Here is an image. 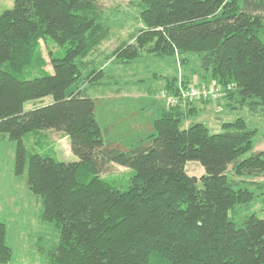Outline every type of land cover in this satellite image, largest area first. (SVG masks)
Returning a JSON list of instances; mask_svg holds the SVG:
<instances>
[{
    "label": "trees",
    "instance_id": "obj_1",
    "mask_svg": "<svg viewBox=\"0 0 264 264\" xmlns=\"http://www.w3.org/2000/svg\"><path fill=\"white\" fill-rule=\"evenodd\" d=\"M138 7L143 27L135 42H123L106 59L128 69L144 52L180 55L183 66L198 57L201 82L186 76L185 88L220 85L214 106L223 99L221 108L264 115V40L258 35L264 0H139ZM109 32L97 0H15L0 15V137L16 142L15 174H27L44 219L58 227L48 264H264V216L239 214L264 193V184L251 180L264 176V150H255L258 129L240 116L222 118L220 130L188 124L195 104L168 108L161 98L165 90L183 89L178 71L155 73L166 80L165 90L151 94L164 108L146 135L129 144L126 127L136 119L134 110L144 116L146 107L128 96L108 100L89 92L108 72L96 66L105 63L99 48ZM42 44L56 45L59 55L49 52L44 62ZM118 76L108 75L94 90L111 81L115 92L132 91ZM127 104L134 107L131 117L123 114ZM45 130L64 133L77 159L30 152L25 135ZM189 161L203 166L200 178L186 172ZM113 164L133 174L128 187L102 177ZM6 234L0 225L2 264L12 256Z\"/></svg>",
    "mask_w": 264,
    "mask_h": 264
},
{
    "label": "rangeland",
    "instance_id": "obj_2",
    "mask_svg": "<svg viewBox=\"0 0 264 264\" xmlns=\"http://www.w3.org/2000/svg\"><path fill=\"white\" fill-rule=\"evenodd\" d=\"M14 3L15 0H0V15L7 9L13 8ZM97 3L99 9L102 11V17L109 25L110 39L104 42L99 48V51L102 53L101 58L105 60V63L99 64L96 66V69L105 67L104 70H106V64H109L111 62L109 60L115 56V49L123 42L134 43L137 37L136 35L143 27V24L140 20L139 0H97ZM258 35L264 40V28L258 32ZM41 50L44 62H50L49 52H53L55 57L59 55V47L53 44L49 46L42 44ZM108 54L111 55V58L106 59V55ZM147 54L144 52L143 58L136 61L137 63L135 65L128 66V69L120 66L121 64L114 60L115 62L113 61L108 65V72H106L105 76L101 75L90 83L89 92L93 95L99 94L105 96L108 100H114V97L119 94L121 96L129 95L140 97L144 95L143 89L149 88L151 85L156 86L158 83L156 88H163L165 90L166 82H162L161 77L156 76L155 73L175 75L177 71L180 85L185 90H187L188 86L186 88L183 86L182 79H185L186 76H190V83L194 80L201 82L198 75L200 70L198 57L191 55L190 64L183 66V60L186 59H183L180 55L174 58H158L153 55L147 56ZM191 68L196 74L193 73V70L191 71ZM47 69L52 70L50 65L47 66ZM104 70H102L103 73ZM32 72L29 69L30 75H32ZM110 74L121 76L124 83H126V75L132 74L133 76L127 78L128 83L133 84L134 82V85H128L132 91H128V95L123 94L122 91L116 93V87H114L111 81H107L105 87L101 86L99 89L94 90V88L104 83L106 81L105 78ZM140 74L142 75L138 80L134 78V76ZM119 76L118 78H120ZM141 79L145 80L139 81ZM138 81L139 83H137ZM109 86H111L110 89L104 90ZM119 86H123L122 82ZM159 86L163 87L159 88ZM45 100L49 102L52 100V97H47ZM222 100L219 102L218 107L215 106V112L219 113L220 116H217L213 112L214 115L207 118L210 128L220 130L222 118L223 120L233 121L238 116L243 117L253 128L256 127L258 129L255 150H264V115L250 112L248 107L236 110H228L227 107L221 108V105H223L221 103ZM206 103L193 102L187 99L183 108L188 109L195 104L199 109L203 110ZM33 105H35V101L28 102L25 109H32ZM38 105H41V103ZM133 108L131 104L123 106L125 112L123 114L131 117ZM134 112L135 114L132 117L140 120V113L137 110H134ZM259 112L264 114L262 110H259ZM131 125L133 126V123ZM23 141L32 153H50L57 159L64 161L77 159L71 151L70 139L62 132L54 130L30 132L25 135ZM16 147L17 144L14 140L8 137H0V225H5L7 231L6 243L12 248V256L6 264H48V253L54 246L58 245L60 233L55 223L44 219L43 203L37 193L29 187L27 174L25 173L22 176L15 174ZM186 172L191 176H197L199 178L205 173L203 166L198 161L187 162ZM102 175L103 178L116 180L121 183L123 188H126L133 174L130 173L129 169L113 164L111 171ZM251 180L264 184V176L251 178ZM257 195H259V198L254 199L248 206L239 207V214L245 215L254 211L264 216V193ZM0 264L2 263L0 262Z\"/></svg>",
    "mask_w": 264,
    "mask_h": 264
},
{
    "label": "crops",
    "instance_id": "obj_3",
    "mask_svg": "<svg viewBox=\"0 0 264 264\" xmlns=\"http://www.w3.org/2000/svg\"><path fill=\"white\" fill-rule=\"evenodd\" d=\"M109 64H111V62ZM109 64H106L107 69L109 67L108 66ZM131 76H133V75H131ZM139 77H141V75L134 76V78L137 80ZM126 81L129 82L127 79H126ZM162 82H164V81L162 80ZM165 82H166V80H165ZM158 84L155 87L153 85H151L149 88L143 89L144 95L140 96V97L129 96L127 91H122L123 94L128 95V97H131V99H138V104L146 107L145 115L140 116V118H141L140 120H137V119L131 120L133 123V126L132 127H130V126L126 127L127 132L129 133L130 138H131L128 140L129 144H136L138 139H140L141 137H144L147 133L148 126L151 123H153L155 121V119L158 118L160 116V114L162 113V109L164 108L163 104L161 102H158L157 100H155L154 94H151L152 89L153 88L156 89ZM133 85H134V82H133ZM160 87H163V86H159V88ZM162 89L163 88H160V90H162ZM123 97H125V96H121V94H119V95L115 96L114 98L116 100L117 98H123ZM155 101H157V102H155ZM202 105H204V104H202ZM194 107L196 109L194 111V114H190L189 118L191 121H188L187 122L188 124L194 120H197L199 122L205 123L210 128L207 118L212 117L214 115L213 112L217 116H220L219 113L215 112V106L213 104L206 103V105L203 107V110L199 109V107L197 105H195ZM110 119H112V118H110ZM217 122H218V117H217ZM187 123H186V125H188ZM128 129H137V130H128ZM210 129H212V128H210Z\"/></svg>",
    "mask_w": 264,
    "mask_h": 264
},
{
    "label": "built area",
    "instance_id": "obj_4",
    "mask_svg": "<svg viewBox=\"0 0 264 264\" xmlns=\"http://www.w3.org/2000/svg\"><path fill=\"white\" fill-rule=\"evenodd\" d=\"M222 97L220 85H203L202 87L190 85L187 90L181 89L179 94H170L166 90L161 94L168 108L184 104L187 99L193 102H217Z\"/></svg>",
    "mask_w": 264,
    "mask_h": 264
}]
</instances>
